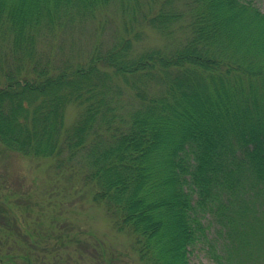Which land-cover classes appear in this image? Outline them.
<instances>
[{
	"label": "trees",
	"instance_id": "trees-1",
	"mask_svg": "<svg viewBox=\"0 0 264 264\" xmlns=\"http://www.w3.org/2000/svg\"><path fill=\"white\" fill-rule=\"evenodd\" d=\"M110 7L120 30L84 60L53 65L40 50ZM148 28L166 44L139 47ZM0 146L81 157L93 200L146 264H191L198 246L215 264H264V11L256 0H0Z\"/></svg>",
	"mask_w": 264,
	"mask_h": 264
},
{
	"label": "rangeland",
	"instance_id": "rangeland-1",
	"mask_svg": "<svg viewBox=\"0 0 264 264\" xmlns=\"http://www.w3.org/2000/svg\"><path fill=\"white\" fill-rule=\"evenodd\" d=\"M256 1L264 11V0ZM120 20L110 7L85 27L44 40L40 50L53 65L69 58L84 60L96 44L111 43ZM165 44L166 38L148 28L138 46ZM78 114L76 106L69 107L66 125ZM86 171L81 157L35 158L0 146V264H146L133 238L119 231L105 207L93 200L95 185L86 183ZM190 260L215 264L199 246Z\"/></svg>",
	"mask_w": 264,
	"mask_h": 264
}]
</instances>
